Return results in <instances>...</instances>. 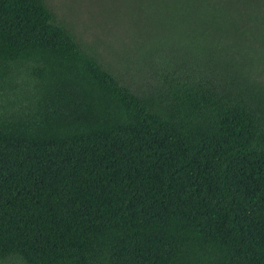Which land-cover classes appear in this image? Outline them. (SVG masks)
Segmentation results:
<instances>
[{"label":"trees","instance_id":"1","mask_svg":"<svg viewBox=\"0 0 264 264\" xmlns=\"http://www.w3.org/2000/svg\"><path fill=\"white\" fill-rule=\"evenodd\" d=\"M73 1L0 0V264H264V0Z\"/></svg>","mask_w":264,"mask_h":264},{"label":"rangeland","instance_id":"2","mask_svg":"<svg viewBox=\"0 0 264 264\" xmlns=\"http://www.w3.org/2000/svg\"><path fill=\"white\" fill-rule=\"evenodd\" d=\"M58 1L59 0H51V3H53L54 5H58L57 3H58ZM52 4V5H53ZM72 6H73V8H78V3L76 2V0H74L72 3ZM65 19H67L68 21H70L71 20V15H68L67 17H65ZM122 55H116V54H113L112 55V60L114 61V62H116V60L118 59V58H120ZM111 58V57H110Z\"/></svg>","mask_w":264,"mask_h":264}]
</instances>
